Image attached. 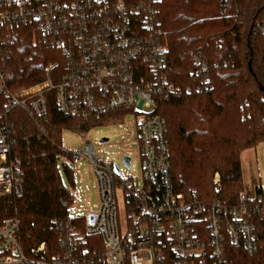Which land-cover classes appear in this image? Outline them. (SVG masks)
I'll list each match as a JSON object with an SVG mask.
<instances>
[{"label": "built area", "instance_id": "obj_1", "mask_svg": "<svg viewBox=\"0 0 264 264\" xmlns=\"http://www.w3.org/2000/svg\"><path fill=\"white\" fill-rule=\"evenodd\" d=\"M162 4L163 0H0V27L32 28L36 43L60 53L40 79L8 94L5 114L19 109L38 125L50 105L84 122L113 114L131 116L143 170V181L123 178L115 161L96 154L88 141L82 150L70 153L64 166L90 163L97 178L98 210L76 216L83 228L73 223L56 226L59 249L53 254L45 243L26 251L18 235L20 220H3L0 264H228L229 244L249 254L258 251L255 220L264 215L263 190L240 192L231 207L176 192L168 127L153 111L160 94H191L201 88L181 89L167 82L168 48L160 38ZM254 32L264 34V21L256 23ZM195 64V79H200L208 66L201 55L195 56ZM16 144L11 126L1 124L0 196L23 195L21 162L12 155ZM133 156H122L124 165L130 158L128 170ZM221 187L216 173L213 189L219 192Z\"/></svg>", "mask_w": 264, "mask_h": 264}, {"label": "trees", "instance_id": "obj_2", "mask_svg": "<svg viewBox=\"0 0 264 264\" xmlns=\"http://www.w3.org/2000/svg\"><path fill=\"white\" fill-rule=\"evenodd\" d=\"M262 21L264 0H163L160 38L168 48L167 82L181 89L201 88L191 94H160L153 111L168 127L177 193L231 207L245 191L241 156L264 143V34L254 32ZM36 39L32 28L0 27V125H10L14 132L12 155L21 162L23 186L20 198L0 196V223L19 219L23 248L45 243L53 254L59 249L56 226H84L71 215L73 194L62 180L60 160L70 154L61 135L64 130L88 131L92 122L61 114L53 105L39 125L19 109L5 114L8 94L40 79L46 65L60 56ZM196 55L208 66L200 77L206 84L195 79ZM216 173L219 192L213 189ZM255 226L258 251L249 254L229 244L228 264H264V215Z\"/></svg>", "mask_w": 264, "mask_h": 264}, {"label": "rangeland", "instance_id": "obj_3", "mask_svg": "<svg viewBox=\"0 0 264 264\" xmlns=\"http://www.w3.org/2000/svg\"><path fill=\"white\" fill-rule=\"evenodd\" d=\"M137 128L131 116L113 114L92 123L88 131L64 130L61 135L63 149L70 153L80 151L90 141L94 145V152L103 159L115 161L121 169L123 178L132 176L135 180L143 181L142 160L139 147L136 144ZM106 143L98 146L103 140ZM133 152L132 168H128L122 161V156ZM69 158H61L62 180L69 190L76 196L71 208L72 216L89 215L96 212L100 205V197L96 187L97 178L90 163L86 160L81 165H70L67 170L64 166ZM243 187L248 194H254L257 188L264 192V143L245 151L241 156ZM119 193V192H118ZM123 220V211L120 210Z\"/></svg>", "mask_w": 264, "mask_h": 264}, {"label": "water", "instance_id": "obj_4", "mask_svg": "<svg viewBox=\"0 0 264 264\" xmlns=\"http://www.w3.org/2000/svg\"><path fill=\"white\" fill-rule=\"evenodd\" d=\"M107 141H108V139H103V140L101 141V144L106 143ZM125 165H126L127 168L130 167V158H128V157L125 158ZM115 172H116L117 174L120 173V172H119V168H118V166H115ZM92 223H93V222H92Z\"/></svg>", "mask_w": 264, "mask_h": 264}, {"label": "bare ground", "instance_id": "obj_5", "mask_svg": "<svg viewBox=\"0 0 264 264\" xmlns=\"http://www.w3.org/2000/svg\"><path fill=\"white\" fill-rule=\"evenodd\" d=\"M101 143V142H100ZM120 172V171H119Z\"/></svg>", "mask_w": 264, "mask_h": 264}]
</instances>
